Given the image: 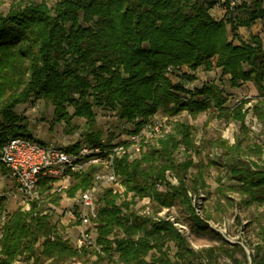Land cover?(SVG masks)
<instances>
[{
  "label": "trees",
  "instance_id": "1",
  "mask_svg": "<svg viewBox=\"0 0 264 264\" xmlns=\"http://www.w3.org/2000/svg\"><path fill=\"white\" fill-rule=\"evenodd\" d=\"M220 1L55 0L50 6L46 1L20 0L6 14L0 12V145L17 136L36 140L26 119L16 113L19 105L33 99L52 103L55 119L67 125L74 117L84 120L89 126L84 139L94 145H103L104 136L95 107L116 112L124 124L132 123L128 133L139 132L159 111L171 118L186 112L195 119L215 109L213 114L227 123L240 122L244 140L249 138V112L264 122V0H243L228 10L229 17L217 20L211 9ZM258 20L263 22V36L241 39L238 28ZM228 24L240 44L229 38ZM169 66H188L194 73H179L176 82L167 75ZM214 66L231 76L232 87L253 82L263 99L253 107L245 108L248 101L244 100L231 108L217 85L188 89L182 81H193L197 69ZM69 107L74 109L72 114ZM171 123V131L137 158L115 160L116 172L133 197L123 198L112 188L99 194V250L73 247L59 233L52 215L38 209L36 200L31 209L21 207L7 215L2 227L0 222V264L91 256L96 257L92 264H222L224 258L231 264H264V223L248 251L246 243L226 241L198 214L193 195L206 187V181L203 164L189 153L197 151L193 126L179 119ZM244 140L231 144L218 137L213 145L227 160L210 162L226 168L233 182L228 188L240 195L243 205L264 206V146L253 141L243 145ZM80 144L67 150L75 151ZM182 149L188 155L179 160ZM0 168L5 169L1 162ZM193 168L198 171L192 172ZM94 171L92 167L74 173L67 196L73 198L90 188ZM168 172L178 184L167 179ZM53 182L42 177L40 193H50ZM220 190L227 197L226 189ZM51 196L56 203L62 199L61 194ZM144 198L151 199L155 213L180 202L192 220V231L210 232L220 242L195 248L174 222L137 210V199ZM6 201L0 197V218ZM168 243L175 247L173 254Z\"/></svg>",
  "mask_w": 264,
  "mask_h": 264
},
{
  "label": "rangeland",
  "instance_id": "2",
  "mask_svg": "<svg viewBox=\"0 0 264 264\" xmlns=\"http://www.w3.org/2000/svg\"><path fill=\"white\" fill-rule=\"evenodd\" d=\"M36 1H46L50 6L55 3V0ZM235 1L238 2L239 6L243 0ZM19 2L20 0H0V12L6 14L12 5L18 4ZM221 3H223L222 0L217 5L223 8L224 14L221 19H224L229 17L228 7L225 8ZM255 24H257L259 28L258 33L262 34L263 22L258 20ZM227 27L229 38L233 40L235 44H240L237 41V38L234 39L231 25L228 24ZM206 71L208 70L205 69L201 71L200 74L195 73L196 79H198L199 82L197 81L195 85L187 84L186 87L188 89H194L195 87L203 86L205 83L215 84L224 91L226 96H228V102L226 105L231 108L244 100L248 101L245 108L253 107L258 101L263 99V97L259 96L257 87L251 81L242 84L241 87H232L230 84V75H228L229 78H227L222 71L216 69L213 74H209ZM180 73H184V71L181 69ZM181 75L174 78L176 82L181 79ZM68 110L71 114L74 112L72 107H69ZM95 111L97 113L98 127L103 131V139L107 142L110 139L114 142L122 141L128 135V129L134 128L132 123L124 124V122H121L114 111L99 107H95ZM213 111H215V109L211 110L212 113H201L195 119L186 112H182L177 117L171 118L163 111H159L156 114V118L159 117L165 119L164 122H168V120L172 122L179 119L186 121L193 126L197 151L193 150L189 153L192 154L193 159L199 165L203 164V176L206 181V187L201 189L198 194L193 195L194 204L201 210L199 215L208 220L210 229L219 233L226 241L239 242L242 244L246 243L245 245L249 251V245L258 240L256 233L259 225L264 223V206L243 205L240 195L228 188V185L233 182L227 178L226 168L219 164H211L210 161L214 159L221 162L227 160V157L223 155L222 150L213 145L218 137L229 140L231 144H234L238 139L244 140V132L241 129L240 122L231 121L227 123L225 120L216 117V115L213 114ZM16 113L26 119L27 125L34 139L39 140L41 143H55L62 147H68L77 142L82 145L85 144L84 133L89 129L88 124L78 117H74L70 125H67L63 121L56 120L54 117L53 104L45 99H33L27 104H21L16 108ZM246 125L249 127V138L244 140L243 145L248 141H253L264 146V122H261L256 116H254L252 111H250L246 118ZM187 155L188 154L184 149H182L177 157L179 160H183ZM191 171L195 173L198 170L193 168ZM0 172L5 174L6 170L0 168ZM171 178L175 179L176 177L171 173ZM73 183V176H70V178L64 182L53 184V188L48 194H41L38 189V209L44 213H50L52 215L53 222L58 224L59 233L65 239H68L70 244L76 248L72 239L78 235L80 231V223L77 219L74 220L71 218L70 212L77 211L79 207V196L81 193L78 192L75 197L71 198L68 197L65 192V190ZM115 188L114 193L120 194L123 198L129 200L132 199L133 193L129 192L127 194V189L122 181L121 184L117 185ZM163 188L164 187H161V189ZM221 188L226 189L225 195H227V197L224 196L223 192L220 190ZM56 194L62 195V199L59 203L52 201L51 195ZM2 196L6 197L7 201L4 206L5 213L0 218V222L6 219L7 215L13 213L18 208L22 207L24 210H29L24 202L23 196L19 193L11 178L4 177L0 179V197ZM97 201V208L99 210L102 205L99 201V197L97 198ZM137 201L135 208L141 213H147L149 211L153 216L156 214L153 203L149 198H144L142 200L137 199ZM169 208L179 221L186 224V234L195 248H201L220 242V240L215 238L214 234H211L210 232L196 233L192 231V220L189 218L183 204L178 202ZM177 228L179 229V227ZM168 245L173 254L175 251L173 243H168ZM151 254L156 255L157 253L152 251ZM151 258L152 256L149 255L148 259ZM85 259L86 260L72 259L59 262L46 261L42 264H92L96 257L91 256ZM16 264H33V260L27 262L24 259H21ZM222 264H231V262L227 258H224L222 259Z\"/></svg>",
  "mask_w": 264,
  "mask_h": 264
},
{
  "label": "built area",
  "instance_id": "3",
  "mask_svg": "<svg viewBox=\"0 0 264 264\" xmlns=\"http://www.w3.org/2000/svg\"><path fill=\"white\" fill-rule=\"evenodd\" d=\"M222 2L225 1L222 0ZM223 5L225 8L228 7V10H234L238 2L230 0L228 5ZM201 71L203 69L199 68L196 73L200 74ZM180 72V68L173 66L167 68V75L172 79L176 78ZM154 116L142 126L139 132L127 133L128 135L122 141L107 142L103 139V145H94L85 141V144H80L75 151H69L67 147L55 143H41L21 136L10 137L0 145V162L6 170L5 174L0 172V179L11 178L30 209L34 201L38 200V189L42 177H51L54 179L53 184H58L66 181L74 173H82L95 167L93 185L81 192L79 207L77 211H71L70 216L80 223V231L72 239L76 248L99 250L96 233L98 195L106 188H112L115 191V187L121 184L115 167L117 158L128 156L133 160L146 150L147 146L157 144L171 131V122H164L165 119ZM167 179L172 184H178L177 178H171V172L167 173ZM196 210L198 214L201 212L199 207H196ZM143 214H150V212ZM153 217L170 220L182 232H186V224L179 221L169 207H164ZM4 221L5 219L2 220L1 227Z\"/></svg>",
  "mask_w": 264,
  "mask_h": 264
},
{
  "label": "crops",
  "instance_id": "4",
  "mask_svg": "<svg viewBox=\"0 0 264 264\" xmlns=\"http://www.w3.org/2000/svg\"><path fill=\"white\" fill-rule=\"evenodd\" d=\"M238 1H241V0H238ZM211 14L216 19L220 20L223 17V14H224L223 8H221L219 5H216L213 9H211ZM237 32L239 33L241 39H243L244 41H250L252 35H260V36L263 35V33L262 34L258 33L259 32V28H258L257 24H255V23L252 24L250 27L240 26L238 28ZM237 41L239 43H241V41L239 39ZM215 69L221 71L220 68L214 67L212 70H208L206 72L209 73V74H213L215 72ZM182 71H184L186 73H189V74H191V73L193 74L194 73L188 66H183L182 67ZM224 76L229 78L228 74H226ZM182 81L185 83L186 86H187V84L195 85L197 83V81L199 82V80L196 79V78L193 81H185V80H182Z\"/></svg>",
  "mask_w": 264,
  "mask_h": 264
}]
</instances>
